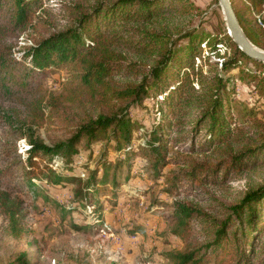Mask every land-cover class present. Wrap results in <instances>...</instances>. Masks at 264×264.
Instances as JSON below:
<instances>
[{
  "label": "trees",
  "instance_id": "trees-1",
  "mask_svg": "<svg viewBox=\"0 0 264 264\" xmlns=\"http://www.w3.org/2000/svg\"><path fill=\"white\" fill-rule=\"evenodd\" d=\"M230 1L245 35L264 49V37L246 15L249 9L246 5L260 10L264 0ZM37 2L0 0V39L23 32L31 23ZM65 4L68 6L64 26L26 47L19 61L11 46L0 44V90L9 93L15 88L20 94L26 93L40 75L65 70L68 81L64 89L73 102L98 98L134 103L150 96L155 99L161 116L148 136L140 139L134 138V122L129 116L128 104L110 114L89 117L69 139L52 146L30 138L26 165L20 175L26 185L77 184L73 200L64 208L71 214L80 210L86 215L87 223L83 226H100L105 222V203L101 198L106 192L113 195L120 190L122 161L113 164L107 156H100L90 167L93 150L88 154L89 161H77L75 156L83 139L88 147L92 143L114 141L118 153H131L138 146L147 151L145 156L154 155L156 162H162L168 153L167 141L172 128L182 130L188 124L192 137L203 131L200 149L205 151L212 147L224 158L222 164H226V169H249L264 163V127L260 121L238 125L232 113V79L224 75L239 68L243 61L251 64V69L239 68L238 77L252 82L256 97L251 107L242 105L239 109L246 118L255 114L258 103L264 104L260 101L264 99V63L245 55L226 28L223 37L211 39L195 27H180L176 23L162 27V21H172L170 15H188L195 8L190 0H73ZM204 41L213 54L223 58L219 68L215 61L207 73L201 66L195 68V58L201 56L200 45ZM217 45L230 51L228 56L220 55ZM126 53L135 54L148 63L131 61ZM115 76L133 81L119 83ZM45 156H48L47 161L41 164L38 159L43 161ZM177 206L180 227L186 225L183 218L194 214L207 218L209 240L204 247L209 250L214 264H264L261 238L264 235V183L248 189L238 202L225 206L221 218L184 202ZM1 208L12 234L18 236L21 233L17 226L22 209L20 200L9 191L0 190ZM197 252L198 249H191L172 255L173 264H203L204 256H198ZM11 264L29 262L22 254Z\"/></svg>",
  "mask_w": 264,
  "mask_h": 264
},
{
  "label": "rangeland",
  "instance_id": "rangeland-1",
  "mask_svg": "<svg viewBox=\"0 0 264 264\" xmlns=\"http://www.w3.org/2000/svg\"><path fill=\"white\" fill-rule=\"evenodd\" d=\"M71 1L38 0L27 28L0 39V44L11 46L13 55L20 58L26 47L64 26L68 6L65 3ZM190 1L195 8L188 15H170L172 21H162V27L176 23L180 27H195L211 39L223 37L226 23L218 1ZM246 6L249 7L246 15L264 37V27L257 26L254 16L262 12L263 5L260 10L253 5ZM262 16L264 18V14ZM205 43L200 45L202 54L195 58V68L201 66L207 73L215 61L219 68L223 58L213 54ZM217 46L220 55L228 56L230 51ZM126 54L131 61L148 63L135 54ZM248 63L243 61L239 68L251 69ZM239 68L224 73L232 79L230 84L234 87L232 113L238 125L260 121L264 127V104L258 103L255 114L246 118L239 111L242 105L251 107L256 100L252 82L238 79ZM67 78V71H53L40 75L26 93L20 94L15 88L9 93L0 90V172L5 171L0 174V190L9 191L20 200L22 207L18 236L12 234L9 221L0 209V264H11L22 254L29 264H173L172 255L191 249H198V256H204L203 264H214L209 250L204 247L209 240L207 218L194 214L183 218L186 225L180 227L177 203L184 202L221 218L225 206L238 202L248 189L264 183V163L249 169H226V164H222L224 158L212 147L205 151L200 149L203 131L192 137L188 124L182 130L172 128L167 141L168 153L162 162H156L154 155L145 156L147 151L135 145L131 153H118L114 141L92 143L88 147L83 139L75 156L77 161H89L91 150L90 167L100 156H107L113 164L122 161L120 190L113 195L106 192L101 198L105 203L106 234L100 231L101 226H83L87 223L86 215L80 210L71 214L64 208L73 200L77 184L43 183L31 187L21 178L29 139L52 146L69 139L89 117L110 114L127 104L134 122V138L140 139L148 136L161 115L155 99L150 96L134 103L98 98L73 102L64 89ZM114 79L119 83L133 81L124 76ZM47 157L38 161L43 164ZM261 238L264 240V235ZM206 259H210L209 262L206 263Z\"/></svg>",
  "mask_w": 264,
  "mask_h": 264
},
{
  "label": "water",
  "instance_id": "water-1",
  "mask_svg": "<svg viewBox=\"0 0 264 264\" xmlns=\"http://www.w3.org/2000/svg\"><path fill=\"white\" fill-rule=\"evenodd\" d=\"M223 14L227 33L238 48L248 57L264 63V49L254 45L242 30L230 0H217Z\"/></svg>",
  "mask_w": 264,
  "mask_h": 264
},
{
  "label": "built area",
  "instance_id": "built-area-1",
  "mask_svg": "<svg viewBox=\"0 0 264 264\" xmlns=\"http://www.w3.org/2000/svg\"><path fill=\"white\" fill-rule=\"evenodd\" d=\"M264 14V4H263V9H262V12L260 13H256L254 16H255V21H256V24L257 26L259 27H264V18H263V15ZM57 165L58 166H61V164L59 162H57ZM100 231L102 233H105L107 232V225L105 223H102V225H100Z\"/></svg>",
  "mask_w": 264,
  "mask_h": 264
}]
</instances>
